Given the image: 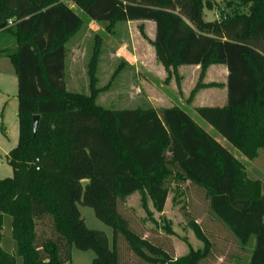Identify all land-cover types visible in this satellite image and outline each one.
Here are the masks:
<instances>
[{"label":"trees","instance_id":"16d2710c","mask_svg":"<svg viewBox=\"0 0 264 264\" xmlns=\"http://www.w3.org/2000/svg\"><path fill=\"white\" fill-rule=\"evenodd\" d=\"M92 22H152L151 41L158 62L168 72L200 66L195 92L219 88L203 84L212 66H225L228 105L199 108L197 114L248 160L264 151V0L229 3L232 15L207 22L213 0H70ZM62 0H0V39H16L17 50L0 45L18 78V146L9 154L14 178L0 181V264H67L71 248L93 251V264H121L120 236L142 264H204L214 245L200 224L189 226L204 245L180 259L137 234L119 212L134 195L148 220L163 214L172 190L185 185L205 193L216 220L247 252L248 264H264V185L251 180L244 163L223 147L185 110L172 108L111 111L97 104L98 66L103 40L96 38L88 65L90 95L66 86L68 43L85 25ZM115 77V76H114ZM39 122L34 131V118ZM86 181V185L84 182ZM79 205L92 208L114 230L107 236L90 230ZM49 219L54 237L40 236L39 222ZM7 222L16 255L3 247ZM161 228L169 235L170 223Z\"/></svg>","mask_w":264,"mask_h":264},{"label":"rangeland","instance_id":"374dc122","mask_svg":"<svg viewBox=\"0 0 264 264\" xmlns=\"http://www.w3.org/2000/svg\"><path fill=\"white\" fill-rule=\"evenodd\" d=\"M62 1L86 22L66 47L65 80L68 92L90 95L88 65L93 56L96 38L100 37L103 45L98 66L97 87L101 90L107 89L109 85L110 87L99 95L98 105L107 110L122 111L136 108L162 110L180 104L178 93L173 90L175 78L167 83L168 72L158 62L151 44L154 23H119L114 28V34H110L107 30L108 23L92 22L70 0ZM213 1L215 9L205 10L207 22L221 21L226 16L232 15L234 8L228 5L236 0ZM0 45L11 51L17 50L16 39L12 36L4 40L0 39ZM140 87L143 88L144 96L140 93L136 94V88ZM18 90V78L13 63L7 56L0 55V181L14 178L13 168L9 165V154L18 146L20 137ZM183 102H187L186 98ZM191 116L201 127L223 143V138L198 114ZM227 147L245 164L249 178L259 180L264 185V155L258 161H247L232 145L227 144ZM84 184L86 185V181ZM182 188L185 193L183 196L177 194L173 188L163 214L154 212L158 226L148 220L141 206L139 194L120 202L119 212L130 222V227L137 234L151 240L175 260L188 255L191 249L195 251L204 249L203 243L198 240L189 226L191 221H196L214 245V256L204 264H248L255 240L252 241L247 252L242 251L231 234L216 220L205 193L188 185ZM79 210L86 226L90 230L104 233L109 240L110 249L113 250L115 244L113 228L99 220L92 208L79 205ZM163 219L170 223L173 235L167 234L161 228ZM38 233L47 238L54 237L49 219L39 222ZM14 246L12 230L7 222L3 247L12 255H16ZM118 251L121 255V264H142L133 255L122 236L118 240ZM95 258L96 254L93 251H80L72 247L71 259L67 264H93ZM18 263L20 264L21 260Z\"/></svg>","mask_w":264,"mask_h":264},{"label":"crops","instance_id":"0c3cea01","mask_svg":"<svg viewBox=\"0 0 264 264\" xmlns=\"http://www.w3.org/2000/svg\"><path fill=\"white\" fill-rule=\"evenodd\" d=\"M145 23H152V22H145ZM152 30H153L152 39L154 40L155 35H156V27L155 29L153 28ZM179 74L181 77L180 84H178L177 80L174 79L175 84L173 85V90H176L179 96L180 104H178L177 107H180L183 110H185L190 116L197 114V109L199 108H224L228 105L229 95H228L227 84H228L230 73L225 66L221 65V66L210 67L208 71L206 72L204 80H203V84L216 83V84L223 85L222 87L200 89L195 92L193 97H192V94L196 90L198 84L200 83L201 67L200 66H184L179 69ZM191 86H193V88ZM136 90H137L136 94L140 93L143 95L142 87L136 88ZM184 98H186V101H187L186 103L183 102ZM141 109L147 110L145 108H141ZM164 109H167V108H164ZM131 110H137V108L131 109ZM215 139L221 145H223V147L228 149L227 144L229 143L224 138H223V143L219 139L217 138ZM229 151L232 152L234 156L240 161L236 153H234L231 150ZM263 155H264V151H260L259 157L256 160L258 161L260 157H262ZM247 161H250V160L247 159Z\"/></svg>","mask_w":264,"mask_h":264},{"label":"water","instance_id":"95a60500","mask_svg":"<svg viewBox=\"0 0 264 264\" xmlns=\"http://www.w3.org/2000/svg\"><path fill=\"white\" fill-rule=\"evenodd\" d=\"M38 122H39V117L36 116V117L34 118V124H33V126H34V131H35V132H36L37 127H38Z\"/></svg>","mask_w":264,"mask_h":264}]
</instances>
